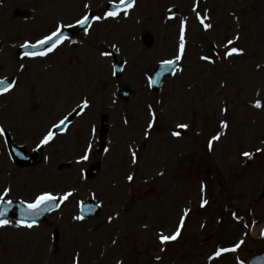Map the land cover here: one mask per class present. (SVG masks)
<instances>
[{
  "label": "rangeland",
  "instance_id": "1",
  "mask_svg": "<svg viewBox=\"0 0 264 264\" xmlns=\"http://www.w3.org/2000/svg\"><path fill=\"white\" fill-rule=\"evenodd\" d=\"M109 1L119 0L0 4V77L17 78L16 89L0 97V195L7 188L4 199L27 203L42 192L73 193L45 223L27 228L10 220L0 227V264H246L264 247V0L202 2L203 12L215 10L213 21H205L208 29L195 20L196 0H138L127 16L96 20L82 38L64 41L46 56H17L25 42L87 11L103 17ZM171 6L178 9L175 16L168 14ZM16 9L30 15L16 17ZM182 20L189 27L185 59L156 94L148 80L160 61L176 55ZM146 33L154 36L152 48L144 43ZM228 40L234 43L226 46ZM115 46L126 62L120 77L112 72ZM230 46L243 53L225 56L222 48ZM203 55L217 64L201 61ZM122 85L132 90L127 101L116 93ZM84 99L86 113L53 137L40 164L20 168L11 161L7 138L31 151ZM103 114L111 129L101 152ZM137 146L133 163L129 148ZM85 151L88 159L81 160ZM69 161L71 167L57 169ZM100 161L96 177L85 178L89 165ZM205 194L211 201L202 209ZM92 199L102 205L98 218L74 219L79 203ZM222 203L229 205L222 209ZM187 209L183 234L162 244L158 235H172ZM240 241L236 252L209 258Z\"/></svg>",
  "mask_w": 264,
  "mask_h": 264
},
{
  "label": "snow or ice",
  "instance_id": "2",
  "mask_svg": "<svg viewBox=\"0 0 264 264\" xmlns=\"http://www.w3.org/2000/svg\"><path fill=\"white\" fill-rule=\"evenodd\" d=\"M134 4H135V0H119V4L113 5L112 11L105 12L103 17L95 16V17H93V19L100 20L102 18H109V17L114 19L120 14L121 11H123V14L125 16H127L128 15V9H131L134 6ZM121 6H123V7H121ZM84 7L88 8V5L85 4ZM193 11L196 12L195 6L193 8ZM196 16H197V18H199L200 13L196 12ZM88 19H89L88 15H84L81 19H78L76 21V24L86 25L88 22ZM204 19H207V13H205ZM204 19H201L200 22L203 24L205 29L210 28L211 25L204 23ZM184 32H185V21L182 20L181 25H180V41H179V46H178V52L172 60L163 61V63L165 64L166 67L170 68L173 64H176V62L181 60V58L184 54V49H185ZM238 38L239 37H237V39ZM64 39H65V37H63V34H62V26H57L55 31H52L50 34L45 35L42 38L36 40L35 43L25 42L22 45V47H24V48H39V49H41V51L39 53L26 52L24 55L27 57H32V58L36 57L37 55L46 56L49 53L53 52L58 47L59 44L63 43ZM233 43H234L233 40H228V42H227L228 45H232ZM45 46H47V47L45 48ZM242 53H243V49H239L237 47H231V48L227 49V51L225 52L224 55L225 56H231L233 54H242ZM102 55H109V53H102ZM202 59L208 60L209 57H202ZM11 86L12 85L9 82H7L6 80H0V94L7 92ZM86 104H87V102H85V105ZM261 106L262 105H261V102L259 100H257L254 104V107H256V108H260ZM63 123H64V120H61L60 124L62 125ZM221 124L223 127H227L225 122H221ZM58 126L59 125H53V128L58 127ZM151 126H152V124L150 123L149 127H151ZM178 127L187 128V125H178ZM3 131L4 130L2 128H0V134H2ZM173 135H179V133H173ZM53 137H54L53 131L48 130L40 139L39 145H45V144L50 143L53 140ZM218 138H219L218 136H213L212 140H217ZM209 146L211 147V141L209 143ZM256 151L260 152L261 149H256ZM242 155L251 159L253 154L248 153V152H244V153H242ZM80 159L81 160H87L88 159V152L85 151V153L80 157ZM132 160H133V163L136 162V153L135 152L132 153ZM127 179L129 181H131L133 179V176L129 175L127 177ZM202 190H203V186H202ZM9 191H10V189H7V188L4 189L3 195H0V201L4 200V196H6ZM72 195H73V193L71 191H67V192L63 193V195L60 197H57L52 192H42L39 195H37L33 201L26 203V212L24 214L28 215V216L39 215L42 207L47 208L48 206H50L52 204L53 201H66ZM6 203L8 205H11L12 201L8 200V201H6ZM206 203H207L206 200L203 201L202 206H203V204H206ZM6 211H7V208L0 209V216H3L6 213ZM74 219L81 220V219H83V217L82 216H76V217H74ZM109 220H111V217H109ZM183 222H184V217L182 216L181 221H180V227H178L172 235L160 234L159 235L160 242L163 244V243L168 242V241L176 240L177 237L180 235L181 227H183ZM8 224H9L8 220L0 219V227L6 226ZM33 225H34V222L28 223V222H25L23 220L16 222L17 227L23 226V227H27V228H32ZM262 234H264V233H262ZM242 243H243V241H240L239 243H236L234 246H232L230 248H217L215 250V252L213 253V256L210 257V259H215L217 257H220L222 254L227 253V252H234L240 247V245ZM241 264H242V262H241Z\"/></svg>",
  "mask_w": 264,
  "mask_h": 264
},
{
  "label": "water",
  "instance_id": "3",
  "mask_svg": "<svg viewBox=\"0 0 264 264\" xmlns=\"http://www.w3.org/2000/svg\"><path fill=\"white\" fill-rule=\"evenodd\" d=\"M33 49H37V48H33ZM162 76V73L159 75V77H161ZM158 77V78H159ZM159 82V81H158ZM12 153H13V156L16 158V159H18L19 161H25V159H27V158H24V157H22L21 156V154L19 153V151L18 150H16V149H14L13 147H12ZM22 157V158H21ZM32 158H34V159H36L37 158V156L36 155H33L32 156ZM33 159V160H34ZM24 163H28V161L27 162H24ZM98 169V167H92L91 169H90V171H89V175L92 177V176H94V174H95V172H96V170ZM49 207V206H48ZM50 208V207H49ZM48 208V209H49ZM8 210H10V208H7ZM47 208H42L41 209V211H40V214L39 215H34V216H28V215H25L24 213L26 212V211H24V209L23 208H21V213L17 216L18 218H22V219H26V220H34V219H36L37 221L39 220V219H41V218H43V215H44V213H45V211L46 210H48ZM248 264H264V249H263V251L262 252H260L259 254H257V255H254L251 259H250V262L248 263Z\"/></svg>",
  "mask_w": 264,
  "mask_h": 264
},
{
  "label": "bare ground",
  "instance_id": "4",
  "mask_svg": "<svg viewBox=\"0 0 264 264\" xmlns=\"http://www.w3.org/2000/svg\"><path fill=\"white\" fill-rule=\"evenodd\" d=\"M221 258H223V257H221Z\"/></svg>",
  "mask_w": 264,
  "mask_h": 264
}]
</instances>
